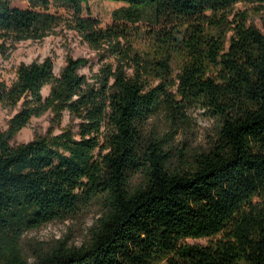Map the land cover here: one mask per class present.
Masks as SVG:
<instances>
[{"label": "trees", "instance_id": "16d2710c", "mask_svg": "<svg viewBox=\"0 0 264 264\" xmlns=\"http://www.w3.org/2000/svg\"><path fill=\"white\" fill-rule=\"evenodd\" d=\"M29 1L0 0L4 44L53 33L63 19L50 11L58 1L103 61L88 75L90 60L69 54L57 74L49 55L0 83V102L16 109L7 129L0 123V264H264V18L259 26L236 7L260 10L264 0H111L127 6L107 26L83 15L91 0ZM142 22L153 44L146 54L134 45ZM193 106L220 118L219 136L172 170L168 141L149 120L161 111L187 122ZM47 112L53 124L67 113L72 122L13 144ZM98 202L87 243L25 255L24 231ZM200 237L212 240L187 241Z\"/></svg>", "mask_w": 264, "mask_h": 264}, {"label": "rangeland", "instance_id": "374dc122", "mask_svg": "<svg viewBox=\"0 0 264 264\" xmlns=\"http://www.w3.org/2000/svg\"><path fill=\"white\" fill-rule=\"evenodd\" d=\"M13 5L27 7L29 0H11ZM127 4L111 0H91L85 4L83 15L97 17L102 26H107L114 21V11L126 7ZM237 9L247 8L250 19L257 25L262 26L264 18V5L258 10L255 5L238 3ZM50 11L57 12L63 16L62 22L55 28L53 33L42 40H22L11 48L10 43L4 44L0 40V83H13L16 78L17 67L22 62H32L35 59H45L46 56H53L55 60V71L58 74L65 65L69 54L74 57H86L90 60V65L82 69L88 75L92 71H97L102 64V57L99 50L84 40L82 36L72 27L71 12L60 2L54 1L50 5ZM142 33L134 39L136 48L144 52L152 51V37L148 33L146 24H138ZM144 30V31H143ZM3 43V45H2ZM151 48V49H150ZM109 58H106L107 61ZM181 58L175 56L172 68L174 73L179 71ZM51 90V85L47 84L43 88V94L47 96ZM187 122L171 119L164 112H157L150 118V129L167 139V148L170 149L171 158L168 166L172 170L186 168L195 157L194 154L209 149L218 139L221 120L199 106L189 109ZM16 109L5 107L0 102V123L3 129H7L11 117ZM52 114L47 112L41 116H33L30 123L22 128L12 141L13 144H21L32 140L39 135L58 133L63 128L71 124V119L67 113L61 124H53ZM75 123V122H73ZM144 180L143 173H134L131 176L132 186H138ZM102 204H93L89 208L82 210L79 214L64 219L55 220L33 229L24 231L20 238V244L25 255L30 261L37 259L40 250H47L58 244L60 241L68 245L81 246L87 243L92 236V228L97 223L101 215ZM211 237L188 238L191 243L207 244Z\"/></svg>", "mask_w": 264, "mask_h": 264}]
</instances>
